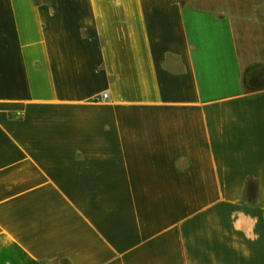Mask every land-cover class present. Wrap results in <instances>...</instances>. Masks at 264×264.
Segmentation results:
<instances>
[{
    "label": "crops",
    "instance_id": "1",
    "mask_svg": "<svg viewBox=\"0 0 264 264\" xmlns=\"http://www.w3.org/2000/svg\"><path fill=\"white\" fill-rule=\"evenodd\" d=\"M0 264H264V0H0Z\"/></svg>",
    "mask_w": 264,
    "mask_h": 264
},
{
    "label": "trees",
    "instance_id": "2",
    "mask_svg": "<svg viewBox=\"0 0 264 264\" xmlns=\"http://www.w3.org/2000/svg\"><path fill=\"white\" fill-rule=\"evenodd\" d=\"M253 81L254 80L252 78H249L246 81L244 80V86H245L246 90L253 91V90H256L260 86L256 82H253ZM246 201L248 203H252L253 202L251 196H247V200Z\"/></svg>",
    "mask_w": 264,
    "mask_h": 264
},
{
    "label": "built area",
    "instance_id": "3",
    "mask_svg": "<svg viewBox=\"0 0 264 264\" xmlns=\"http://www.w3.org/2000/svg\"><path fill=\"white\" fill-rule=\"evenodd\" d=\"M101 98H102V99L106 98V95H105V94H103V95L101 96Z\"/></svg>",
    "mask_w": 264,
    "mask_h": 264
}]
</instances>
